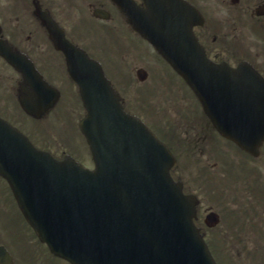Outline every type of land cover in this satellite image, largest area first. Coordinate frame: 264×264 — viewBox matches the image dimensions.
Segmentation results:
<instances>
[{"label":"flooded vegetation","instance_id":"1","mask_svg":"<svg viewBox=\"0 0 264 264\" xmlns=\"http://www.w3.org/2000/svg\"><path fill=\"white\" fill-rule=\"evenodd\" d=\"M133 1L144 6V0ZM186 1L199 13L193 17L192 31L208 57L224 60L231 67L250 65L264 78V0ZM52 31L99 61L105 74V69L112 71L111 80L121 89L117 91L125 108L148 113L139 94L130 95L133 83L140 71L147 70L149 76L148 70L167 64L113 0H0L2 118L38 148L57 152L53 146L57 140L49 138L48 132L63 129L67 118L73 122V113L80 114L73 105L80 99L78 87ZM4 52L18 58L21 66L28 61L32 67L22 72ZM21 90L37 114L22 108ZM177 99L174 102L171 97L167 104L166 111L172 115L168 122L156 121L175 155L171 174L185 192L197 197L195 223L213 256L223 264H235L232 246L264 242V206H260L264 205V175L260 172L264 170V143L258 156H250L215 129L193 94ZM252 205H258V214L251 211ZM13 207L7 184L0 177V244L4 246L16 242ZM215 213L219 222L213 225L209 216ZM254 224V231L247 232ZM22 233L26 234L25 228ZM22 240L19 244L23 246ZM25 242L23 264H30L31 244Z\"/></svg>","mask_w":264,"mask_h":264},{"label":"water","instance_id":"2","mask_svg":"<svg viewBox=\"0 0 264 264\" xmlns=\"http://www.w3.org/2000/svg\"><path fill=\"white\" fill-rule=\"evenodd\" d=\"M146 2L125 8L130 21L201 98L204 76L209 83L219 66L192 39L193 8L182 0ZM58 46L87 109L79 125L95 168L36 150L0 120V173L37 235L73 264H216L192 224L193 200L169 175L166 145L124 111L96 61L67 41ZM254 124L225 133L255 146L264 127Z\"/></svg>","mask_w":264,"mask_h":264},{"label":"rangeland","instance_id":"3","mask_svg":"<svg viewBox=\"0 0 264 264\" xmlns=\"http://www.w3.org/2000/svg\"><path fill=\"white\" fill-rule=\"evenodd\" d=\"M155 69V68H154ZM168 70V69H166ZM151 71V75H150V78H149V82L146 83L144 86H146L147 88H149V92L150 95H149V99L150 101H152L153 103L154 102H157L158 103V106H159V111L162 112V107L164 106L165 102H166V99L165 97L167 95H170L171 96V93L173 92L174 94H177L179 93L180 95H189V91L188 89L185 88V86L180 83V80L174 76L173 77V84L175 85H171V84H168L167 82L165 83V79L164 78H161V79H158L156 80L155 77H156V72H153L152 69H150ZM156 71V70H155ZM105 72L106 74L111 78V73L112 71L110 69H105ZM152 77V78H151ZM167 85L168 88L165 86ZM171 87H172V90H171ZM137 89V90H141V86L140 85H134V90ZM187 97V96H186ZM178 100V99H177ZM176 100V101H177ZM178 102V101H177ZM75 105V108L78 109V105H76V103H74ZM81 108H79L80 110ZM164 110V109H163ZM75 113V112H74ZM73 113V115H74ZM77 115V114H76ZM172 116V115H171ZM78 117V116H77ZM148 119L150 120V122L154 123L153 122V118L152 117H149L148 116ZM164 119H165V116H164ZM65 131L67 129V127L65 126ZM69 130V129H68ZM49 138H53V137H56V139L58 140L59 143L53 145L54 147H58L59 150L61 149H66V150H72L71 146L73 147V149L77 150L79 153H77V155L82 158V161L85 162V164L87 165H91L92 162H89L91 161L90 158L88 159V155L87 153H89L87 151V148H86V145L84 143V140L79 136V134L77 133V131H73V133H69L68 134V140H69V143L71 146H69L64 139H66L65 135H62V133L60 134L59 131L58 132H54V130H52V133H51V136L48 135ZM90 157V156H89ZM17 222H20V219L19 218H16L15 216V223L16 225L18 226ZM252 244L250 245H246L247 247H251ZM239 247V245H236L233 249ZM44 255V254H43ZM245 258L247 260H249V262H251V259L247 256H245ZM35 264H66L64 262V260L60 259V258H50L49 254H47V256L44 255V257L41 255H37V258L35 259ZM238 264H241L240 262ZM259 264H264V255H261L260 259H259Z\"/></svg>","mask_w":264,"mask_h":264}]
</instances>
